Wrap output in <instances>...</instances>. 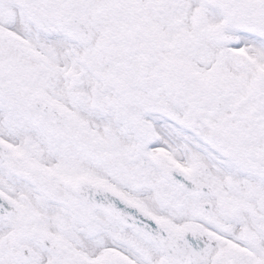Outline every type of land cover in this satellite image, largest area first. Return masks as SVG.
<instances>
[{
    "label": "snow or ice",
    "instance_id": "snow-or-ice-1",
    "mask_svg": "<svg viewBox=\"0 0 264 264\" xmlns=\"http://www.w3.org/2000/svg\"><path fill=\"white\" fill-rule=\"evenodd\" d=\"M0 264H264V0H0Z\"/></svg>",
    "mask_w": 264,
    "mask_h": 264
}]
</instances>
